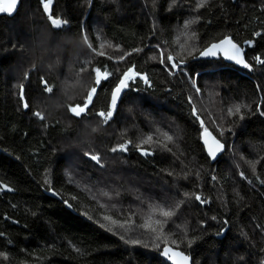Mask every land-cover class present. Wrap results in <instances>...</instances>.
Here are the masks:
<instances>
[{
  "label": "trees",
  "instance_id": "1",
  "mask_svg": "<svg viewBox=\"0 0 264 264\" xmlns=\"http://www.w3.org/2000/svg\"><path fill=\"white\" fill-rule=\"evenodd\" d=\"M19 2L17 15L0 12V264H170L167 248L194 264H264V64L255 59H264V0H207L203 8L202 0H53V18L68 21L60 28L41 0ZM189 29L197 52L180 54L177 34ZM227 37L250 69L200 59ZM160 51L165 64L171 54L185 66L172 74ZM132 66L149 83L130 82L105 124L98 113ZM97 67L111 73L99 85ZM93 87L88 108L71 115ZM237 104L240 113L229 115ZM204 128L226 145L216 163ZM149 135L153 143L141 144ZM127 141L126 152L111 151ZM107 193L120 202L112 214ZM157 205L174 215L153 212ZM105 215L124 227L109 228Z\"/></svg>",
  "mask_w": 264,
  "mask_h": 264
},
{
  "label": "snow or ice",
  "instance_id": "2",
  "mask_svg": "<svg viewBox=\"0 0 264 264\" xmlns=\"http://www.w3.org/2000/svg\"><path fill=\"white\" fill-rule=\"evenodd\" d=\"M42 2V6L43 9L46 13H48V19L51 21V24L56 27V28H60L62 24H67L68 21L67 20H61L58 18H53L50 8L52 5L53 0H41ZM17 3L18 0H10L9 3H7L6 5H4L2 2H0V12H7L8 14H12V12L16 9L17 7ZM207 3V0H202V2L199 4V7L203 8L205 6V4ZM194 21H191L190 23H192ZM188 28V25H185V29ZM195 34H193L194 36ZM259 35V34H258ZM87 36L84 37L85 42H87ZM249 45H251L253 42L252 41H248ZM225 45H227V47H225ZM111 45H109L110 47ZM88 47L91 48L94 52H96V49L92 48L91 44H88ZM101 48L104 47L103 44L100 45ZM136 51H140V49H136ZM222 51L224 57L227 60L230 61H234L236 64L238 65H242L245 69H250L251 68V64L249 62L246 61L245 56H244V52L243 49L241 48L240 45H238L237 43L233 42V40L230 37L224 38L222 39L219 43H214L212 44L210 47H206L202 52H200V55L202 56H216L218 52ZM97 55H104L103 51H99L96 52ZM129 55L131 53H128ZM160 55V63L161 64H165L164 61V52L160 51L159 53ZM109 59H112V57H109ZM124 57L121 56L120 60H123ZM153 59H155V57H153ZM255 59L258 61V63L260 64H264V59H261L260 57H255ZM167 61L168 63L165 64V67L169 69V71L174 74V70H179V64H182L183 61L180 60L179 62H177L173 55L169 54L167 56ZM95 73H96V84L99 85L101 82V79L103 78L104 80H107L109 78V76L111 75L110 72H108L107 70H104L103 72H101V69L99 67H97L95 69ZM136 78L141 79L145 84L149 83L148 80V76L146 74H142L139 71L135 70V67H129L126 71L123 72V74L119 77L118 82L112 92L111 95V105L110 108L107 112L105 111H100L98 113V115L102 118V122L107 124L109 120H111L113 118V115L116 111V107H117V101L120 97V94L123 92V90L127 89L129 87V83L132 81H135ZM45 85H47V82H44ZM193 83L195 84V80H193ZM20 95H21V99L23 100V85H20ZM45 90L48 93L52 92V87L50 86H46ZM97 89L96 87L91 88V91L88 93L87 96V100L84 103L83 107H81L80 105H77L75 107H72L70 110L75 113V115L79 116L82 112H84L87 108L88 105L92 102V98L94 96V94L96 93ZM200 88L197 87L196 88V92H199ZM191 99V98H190ZM23 107L25 109H27L29 107L27 102L23 103ZM241 105L237 104L234 106V108L229 109L228 110V114L232 115L234 113H240L241 111ZM193 113L195 114V109L193 108ZM34 115L38 118H40L41 120L44 119V116L41 114V111H36L34 113ZM260 115H264V111L260 112ZM241 119H243V116H240ZM196 119L199 121V123L203 126L204 121L200 119V117L197 115ZM204 134L205 137H209L212 134L208 131L207 128H204ZM221 135L223 134L222 132L220 133ZM167 139L169 141H171L172 137H167ZM152 142V136H148L146 140L141 141V144L144 143H151ZM131 143V141H127L126 143L123 144H119L116 147H113L111 149L112 152H117V151H121V152H126L128 149V145ZM204 143L208 146V155L215 160L217 153H219L220 151H223L224 149V144H222L220 142V140L216 139L214 136L212 137V143H209L208 139L205 138ZM137 147L139 148L140 145L138 144ZM144 155H149L151 154L150 152L147 151H143ZM91 159L96 161L97 163H100V157L98 155L93 154L91 156ZM254 168V165H253ZM241 175L243 176V173H241ZM213 180L216 179V177H212ZM47 183V181H45ZM262 183H264V181H262ZM11 190V189H9ZM54 195L56 194L55 192L53 193ZM185 196L189 195L188 193H184ZM195 196V199L197 201H199L201 204H205L208 203L207 200L201 199V195L199 194H193ZM67 203V202H66ZM71 206V205H69ZM176 208L179 207V204L175 205ZM159 211V214L163 217H171L174 215V210H165V208L160 207L159 205L155 206V208H153V212ZM104 220L106 221H110L111 224L116 225L117 227H124L123 224L118 223L117 220H114L111 216L105 215L103 217ZM213 219H215V217H213ZM155 223L157 225H162V221L160 220H156ZM225 223H227V221H225ZM103 226V225H102ZM141 227H143V225H141ZM153 232H157V229L153 228L152 229ZM160 231L162 232V228L160 229ZM0 235H3V233H0ZM124 237L121 236V239H123ZM156 239L159 240L160 239V234L158 233L156 235ZM131 244H140L141 241L139 239H130L128 241ZM158 246V245H157ZM164 254L165 255H169V251L168 249L164 250ZM0 255H3L2 253H0ZM173 255L176 256H180L181 257V262L182 264H189V256L184 255L183 253H174ZM170 259L172 258L171 256L169 257ZM4 259H7V255H4Z\"/></svg>",
  "mask_w": 264,
  "mask_h": 264
},
{
  "label": "rangeland",
  "instance_id": "3",
  "mask_svg": "<svg viewBox=\"0 0 264 264\" xmlns=\"http://www.w3.org/2000/svg\"><path fill=\"white\" fill-rule=\"evenodd\" d=\"M52 6V5H51ZM50 10H51V8H50ZM193 30H186V32L184 33V31H181V32H179L178 34H177V38H176V49L178 50V51H180V54H192V53H196L197 52V49H198V45H197V39H195L196 38V36L194 35L193 36ZM98 39L99 40H101V42H105V39L101 36V35H98ZM87 46H88V44H86ZM103 45H104V47H105V43H103ZM103 47V48H104ZM82 53H84V51L81 49V52H80V55H79V57L78 58H80V56H81V54ZM165 53V52H164ZM78 54H79V52L77 53V54H75L74 56H73V58L74 59H72L71 60V62H73V61H75V59L77 58V56H78ZM179 54V55H180ZM82 56H84L83 54H82ZM153 57H155V56H151V58H153ZM174 57V59H176L175 58V56H173ZM183 57V56H182ZM72 58V57H71ZM77 58V59H78ZM159 58H160V55H159ZM76 59V60H77ZM155 59H156V57H155ZM165 59V58H164ZM175 71V70H174ZM210 95H208V97L207 98H209V97H211L213 94L210 92L209 93ZM215 94V93H214ZM218 105H216L215 107H213V109L214 108H216ZM211 109V108H210ZM218 113V112H217ZM70 114L71 115H73V116H76V117H80L82 114H83V112L79 115V116H77V115H75V113H73L71 110H70ZM155 128V127H154ZM126 128H125V126L123 127V130H125ZM155 132H158V133H156V134H154V135H159V138L161 139L162 137H163V139H164V141L165 142H170L168 139H167V137H169V134L168 133H166V132H163V133H159V131L155 128ZM123 134H125V131L123 132ZM170 137H172L171 135H170ZM151 143H153V142H151ZM151 143H144V144H148V145H150ZM89 191L91 192V190L89 189ZM94 193V192H93ZM92 194V193H91ZM93 195V194H92ZM112 199H114V197H113V195H109L108 193L105 195V197H104V200H105V204L104 205H106L104 208H105V211L107 212V213H110L111 212V214H112V212L113 211H117V210H119L120 209V202H118V203H114L113 202V200ZM103 205V204H102ZM108 206V207H107ZM114 209H116V210H114ZM118 217H122V216H119V215H117ZM123 218V217H122ZM107 224H108V227L110 228V227H112L113 228V226H114V228L113 229H115L116 228V230H120V228L119 227H117L116 225H113V224H111V222L110 221H107ZM117 228H119V229H117Z\"/></svg>",
  "mask_w": 264,
  "mask_h": 264
},
{
  "label": "water",
  "instance_id": "4",
  "mask_svg": "<svg viewBox=\"0 0 264 264\" xmlns=\"http://www.w3.org/2000/svg\"><path fill=\"white\" fill-rule=\"evenodd\" d=\"M0 2H2L4 5H6L7 3H9L10 2V0H0ZM20 7H21V4H20V2H19V0H18V3H17V7H16V9L12 12V14H8L7 12H5L6 14H8V15H11V16H15V15H17V13H18V11L20 10ZM232 40H233V42H235L236 43V41L232 38V37H230ZM217 43H219V42H217ZM238 44V43H237ZM239 45V44H238ZM225 47H227V45H225ZM242 48V47H241ZM243 49V48H242ZM217 57H221L228 65H238V64H236L234 61H230V60H227L225 57H224V55H223V52L222 51H220V52H218L217 53V55L216 56H202V55H200V59H202V60H214L215 58H217ZM185 66V64H179V69L180 68H183ZM179 70H175V72H178ZM127 91H128V88L127 89H125V90H123V92L120 94V97H119V99H118V101H117V103H120L122 100H123V98H124V96H125V94L127 93ZM23 96H24V90H23ZM212 135L211 136H209V137H205V134H204V132L202 133V144H203V146H204V148H205V151H206V153H207V155H208V146L204 143V140H205V138H207L208 139V141H209V143H212V137L214 136L216 139H218L217 138V136H215V134L214 133H212L211 131H209ZM219 140V139H218ZM221 142V141H220ZM222 143V142H221ZM222 144H224V143H222ZM226 150H227V148H226V145L224 144V149H223V151H220L219 153H217V156H216V159L215 160H213L209 155H208V157H209V159L212 161V163H216L225 153H226ZM1 188H2V193H10V194H14L15 193V191L12 189V188H10V187H8V186H6L5 184H1ZM9 189H11V190H9ZM168 249V251H169V255H166V258H167V260H168V262L170 263V264H182V262H181V257L180 256H176V255H173L174 253H183L184 255H187L186 253H184V252H182L181 250H178V249H173V248H167ZM172 257L171 259L169 258V257ZM188 256V255H187ZM189 258H190V260H189V264H194V261H193V259L189 256Z\"/></svg>",
  "mask_w": 264,
  "mask_h": 264
}]
</instances>
